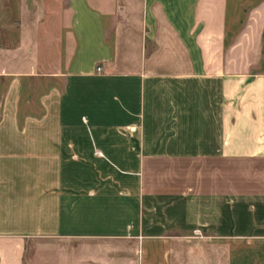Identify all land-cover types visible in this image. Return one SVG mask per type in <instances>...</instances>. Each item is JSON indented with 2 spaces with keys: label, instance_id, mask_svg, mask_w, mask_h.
I'll use <instances>...</instances> for the list:
<instances>
[{
  "label": "crops",
  "instance_id": "obj_1",
  "mask_svg": "<svg viewBox=\"0 0 264 264\" xmlns=\"http://www.w3.org/2000/svg\"><path fill=\"white\" fill-rule=\"evenodd\" d=\"M0 3V264H264V0Z\"/></svg>",
  "mask_w": 264,
  "mask_h": 264
},
{
  "label": "rangeland",
  "instance_id": "obj_2",
  "mask_svg": "<svg viewBox=\"0 0 264 264\" xmlns=\"http://www.w3.org/2000/svg\"><path fill=\"white\" fill-rule=\"evenodd\" d=\"M18 5L11 3H0V33L6 34L8 38V43L11 45L18 38V29H17V17H18ZM264 53V52H263ZM53 83L49 80L38 79L31 84L30 93H35V103L32 102V105L35 106V110L26 108L24 113L35 112L39 113V101L38 96L47 91ZM30 87V85H29Z\"/></svg>",
  "mask_w": 264,
  "mask_h": 264
},
{
  "label": "built area",
  "instance_id": "obj_3",
  "mask_svg": "<svg viewBox=\"0 0 264 264\" xmlns=\"http://www.w3.org/2000/svg\"><path fill=\"white\" fill-rule=\"evenodd\" d=\"M101 69V67H98V70H100Z\"/></svg>",
  "mask_w": 264,
  "mask_h": 264
}]
</instances>
